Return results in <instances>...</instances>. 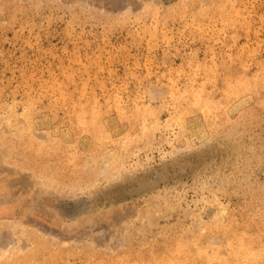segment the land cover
<instances>
[{
  "label": "rangeland",
  "instance_id": "374dc122",
  "mask_svg": "<svg viewBox=\"0 0 264 264\" xmlns=\"http://www.w3.org/2000/svg\"><path fill=\"white\" fill-rule=\"evenodd\" d=\"M171 256L264 264V0H0V264Z\"/></svg>",
  "mask_w": 264,
  "mask_h": 264
},
{
  "label": "bare ground",
  "instance_id": "6f19581e",
  "mask_svg": "<svg viewBox=\"0 0 264 264\" xmlns=\"http://www.w3.org/2000/svg\"><path fill=\"white\" fill-rule=\"evenodd\" d=\"M239 90H240V88H233L232 87V92L233 93H238L239 92ZM187 257L185 256L183 259L184 260H186L187 261V259H186ZM156 262H158V263H162V262H164L161 258H157L156 259ZM206 262H209V261H206ZM210 263V262H209ZM209 263H206V264H209ZM165 264H167V263H165ZM169 264H177V260H175V257L174 256H171L170 258H169Z\"/></svg>",
  "mask_w": 264,
  "mask_h": 264
}]
</instances>
